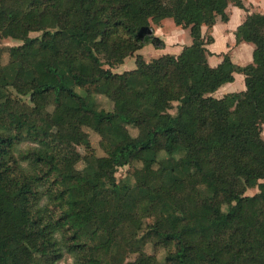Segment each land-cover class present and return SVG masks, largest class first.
I'll return each instance as SVG.
<instances>
[{
    "label": "trees",
    "instance_id": "1",
    "mask_svg": "<svg viewBox=\"0 0 264 264\" xmlns=\"http://www.w3.org/2000/svg\"><path fill=\"white\" fill-rule=\"evenodd\" d=\"M230 3L244 7L242 0H0V31L22 41L7 64L0 48V264H57L63 250L74 264H135L121 258L127 247L160 264L143 250L151 240L174 248L165 264H264V14L248 15L235 31L237 44L254 45L252 62L238 65L225 53L213 67L207 45ZM166 18L189 28L192 43L148 62L137 52L163 44L152 23ZM135 55L136 68L112 70ZM235 73L246 88L214 97ZM124 94L134 96L124 113L96 112L100 96L113 103ZM96 113L110 128L100 142L106 155L82 156L63 135L64 122L83 114L73 133L90 146L84 127ZM136 161L144 179L118 182L117 169ZM200 192L211 207L206 227L184 212ZM153 202L161 215L140 236Z\"/></svg>",
    "mask_w": 264,
    "mask_h": 264
},
{
    "label": "rangeland",
    "instance_id": "2",
    "mask_svg": "<svg viewBox=\"0 0 264 264\" xmlns=\"http://www.w3.org/2000/svg\"><path fill=\"white\" fill-rule=\"evenodd\" d=\"M242 1L244 4L243 8L238 7V6L230 3L228 8H227L228 11L226 10L228 17H230L229 15L232 14L233 11H236L235 8L239 9V10H237V11H240L239 13H243V15L245 17H244V19H242V22L239 25H241L246 20L247 16L250 14H253V13L264 14V0H242ZM217 20L221 21L222 19L220 16H217L216 22H217ZM228 21H229V19H228ZM165 22H167V23H165ZM223 22H227V21H223ZM173 25H176V23L174 22V20L172 18H166L159 25L152 23L154 34H155L156 29H158L159 27H162L164 32H166L169 29V26L174 27ZM176 26H178V25H176ZM188 31L189 32H188L187 39H191L189 28H188ZM41 34H42V32H31L30 36L31 37H37V36H40ZM157 37H159V36H157ZM232 40H233V37H229V38L227 37V39H226V41H228V42H231ZM224 43H225V38L223 36H220V34L218 33V41L215 44L214 48L217 50L221 49L222 47H224ZM20 44H22V41L12 38L10 36V32L8 30L0 31V48L2 51L1 61L3 64H7L9 59H10V55H9L10 48L12 46H17ZM152 45L156 48H161L164 45V42L162 45H159V46H155L152 43H147L137 53L141 54L145 60L147 59V60L152 61L153 59H155L154 57L156 56L155 55L156 53H155ZM228 47H229L228 50L230 49L229 50L230 52L231 51L234 52L235 56L241 55V51L239 48H236L234 45H232L230 43L228 44ZM245 53H246V56H244V58L242 60H240V64H243V65H246V64L251 62V51L247 49L244 53H242V55H245ZM156 58H158V57H156ZM134 68H136V55L128 57L124 61V63L114 66L112 68V70L115 72H124L126 70H131ZM219 88L214 93H212V95L214 97L221 96L223 89L221 90V92H217L219 90ZM230 93H232V92H230ZM217 94H218V96H217ZM226 94H229V93H226ZM226 94H224L223 96H225ZM223 96H221V97H223ZM221 97H218V98H221ZM23 99L25 101L29 102L28 97H24ZM100 100L102 103H101V105H99L96 112L100 108H106V109H115L121 113H124L127 109L128 104H130L134 101V96L132 94H124L123 96H121V98L119 100H117L113 103H111L107 98H105L103 96H100ZM176 105H177V102L174 103V107L170 110V112L173 114L176 113ZM83 119H84L83 114H79L75 119H67L64 122L63 135L68 140H70L72 143L76 144L77 149L79 150V152L81 153L82 156L100 157V156L106 155V153L103 150L100 142H101L102 138L109 132V130H110L109 126H107L102 120H100L98 114L96 113L90 119V124L84 127V131L87 133L88 140L90 142V146H85V145L78 143V140L74 136V133H73V128L76 125V123L82 121ZM128 127H129L130 132L133 135L138 134L137 128H135L132 125H129ZM263 130H264V126H263ZM262 136L264 138V135H262ZM28 147H29V144H22L21 149H26ZM77 167L79 169H83L84 168V161L83 160L79 161L77 163ZM115 176H116L117 181L121 182V183H123V182L133 183L134 181L135 182L136 181L141 182L144 179V172L142 170V163L139 161H136V162H132L131 164H128L126 166L119 167L116 171ZM198 180H199L200 185L201 184L204 185V183L208 182V180H209V173L206 172V173L198 175ZM258 191H259V189L257 187H255V188L248 189L246 193L248 195H254ZM210 209H211V207L204 202V195L200 192V193H196V194L192 195V205L186 206L184 208V212L187 214L194 215L198 224L201 227H206L208 225L206 215ZM216 209L220 213L223 211V209H221L219 207H216ZM160 215H161V208H160L159 204L155 203V202L150 203L148 206L147 215L144 219L143 229L139 232V235L142 236L146 232L145 229L147 227H149L150 225H152L155 222V220L157 219V217ZM97 219H98L99 224H101V225H106L108 223V216L104 213H100L98 215ZM126 247H122V248H126ZM126 249L127 250L121 249V258L123 260L133 261V262H135V264H145L143 262V258L138 253H135L134 251H132L128 247ZM173 249L174 248L170 249L169 247H166L162 244H157L155 240L148 241L143 246V250L147 254L155 256L160 264H165L166 254L170 250H173ZM57 264H74V257L70 253H68L67 251L63 250L62 257L57 262ZM258 264H262V262L258 261Z\"/></svg>",
    "mask_w": 264,
    "mask_h": 264
},
{
    "label": "crops",
    "instance_id": "3",
    "mask_svg": "<svg viewBox=\"0 0 264 264\" xmlns=\"http://www.w3.org/2000/svg\"><path fill=\"white\" fill-rule=\"evenodd\" d=\"M235 9L236 11H233V13L229 15L230 16L229 21L223 22L222 20L221 21L217 20L216 24L212 28L211 32L214 37V42L211 44H208L207 48L209 50V55H208L209 63L213 67L218 66L222 62L223 56L225 53H229L232 57V60L236 64L243 65V64H240V60H242L244 56H246V53L245 55H242V53H244L247 49L251 51V62L253 60L252 55H253L254 45L251 43H247V42H241L240 44L236 43L235 31L245 16L243 15V13H239L240 11H237L239 10L238 8H235ZM173 26L174 27L169 26V29L166 32H164L162 27H159L158 29H156L155 34L163 40L164 45L161 48H156L152 45L156 53L155 54L156 56L154 58L162 56L164 54H172V55L177 56L181 54L185 46L190 45L192 43V38L187 39L188 32H189L188 29H184L176 25H173ZM206 30L207 28L204 26L203 34H205ZM218 33L220 34V36H223L225 38V43H224V47L217 50L214 48V46L218 41ZM227 37L228 38L233 37V40L231 42H228L226 41ZM229 43L234 45L236 48H239L241 51V55L235 56L234 52L232 51L230 52L229 51L230 49L228 50ZM147 61H151V60H147ZM234 76H235L234 81L223 84L217 91V92H221V90L223 89L221 96H223L226 93H230V92H238L246 88L245 76L241 73H235ZM221 96H218V97H221ZM262 135H264V130H263Z\"/></svg>",
    "mask_w": 264,
    "mask_h": 264
}]
</instances>
